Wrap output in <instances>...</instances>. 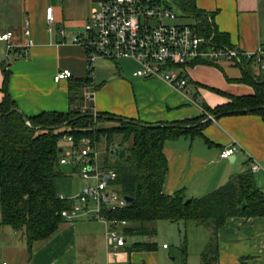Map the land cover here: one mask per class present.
<instances>
[{
	"label": "crops",
	"instance_id": "1",
	"mask_svg": "<svg viewBox=\"0 0 264 264\" xmlns=\"http://www.w3.org/2000/svg\"><path fill=\"white\" fill-rule=\"evenodd\" d=\"M98 1L0 0V36L11 33L9 42L0 40V63L7 64V92L24 116L66 114L71 108L78 109V100L70 99L69 88L87 77V63L85 51L72 39L82 32ZM168 4L179 17L184 16L171 2ZM195 5L213 14V27L227 36V47L249 54L264 49V0H195ZM49 7L54 20L48 25L45 14ZM184 17L193 24L190 17ZM130 62V69L115 63L106 66V71L102 70L105 60L94 62L91 104L95 113L153 126L197 119L205 122L199 134L165 141L163 155L168 170L163 194L182 190L187 200L201 198L250 170L251 164L259 166L253 178L257 188L264 191L262 118L256 114L215 117L206 111L227 104L230 96L253 94L250 85L239 81V67L228 61L195 63L188 68L186 88L176 90L157 78L134 77L137 65ZM63 69L72 77L54 82L55 74ZM259 71L254 67L256 74ZM2 82L0 70V103L4 97ZM114 126V122H103L98 127ZM228 146L235 147L236 152L228 159L220 158ZM62 169L64 178L77 175L69 167ZM82 181L79 191L70 196L57 185L59 195L72 199L89 184ZM106 230V223L81 213L73 221H63L48 239L34 243L29 250L20 232L0 222V264H156L153 252L128 251L137 238H129L128 243L126 237L119 257L112 258L106 246ZM216 244L217 264H264V216L228 218L217 232ZM183 264H187L186 257Z\"/></svg>",
	"mask_w": 264,
	"mask_h": 264
},
{
	"label": "trees",
	"instance_id": "2",
	"mask_svg": "<svg viewBox=\"0 0 264 264\" xmlns=\"http://www.w3.org/2000/svg\"><path fill=\"white\" fill-rule=\"evenodd\" d=\"M184 16L190 17L198 34L210 36L219 45L230 46L227 36L217 32L211 19L213 14L198 9L195 0H170ZM241 71L239 81L253 88L248 96H230V103L214 109L207 108L210 115L256 114L264 121V74L254 72L253 60L242 58L235 63ZM7 64L0 63L3 76L0 103V215L1 224L20 232L27 248L48 239L64 221L62 210L71 207V200L59 198L58 180L65 176L59 165L60 144L63 136H71L75 142L89 138L96 145L103 143L105 149L120 137L122 158L105 160V165L116 172L119 193L132 199L121 211L109 214L110 218L125 220L123 233L137 238L128 251L154 252V242L139 241L155 235L151 224L157 221L194 223L210 230V242L201 254V264H217V232L228 218L264 216V191L257 188L253 173L245 170L232 177L225 185L207 195L190 199L182 190L172 195L162 192L167 162L163 155L165 141L186 134H199L205 124L200 119L180 124L153 126L139 121L127 120L104 113H95L92 104L81 112L82 88L88 78L78 80L69 88L70 99L78 100V109L71 108L66 114L46 113L26 117L11 112L16 109L7 92L9 72ZM29 123V126L26 125ZM103 122H115L110 128L97 126ZM119 150V151H120ZM211 249V250H210ZM185 258L186 249L183 246Z\"/></svg>",
	"mask_w": 264,
	"mask_h": 264
},
{
	"label": "built area",
	"instance_id": "3",
	"mask_svg": "<svg viewBox=\"0 0 264 264\" xmlns=\"http://www.w3.org/2000/svg\"><path fill=\"white\" fill-rule=\"evenodd\" d=\"M45 18L48 25L53 22L52 8L46 9ZM178 18L173 8L161 0H99L83 25L82 32L72 39L73 44L86 53L89 82L82 91L84 104L80 107L81 112L86 110V103L92 100L93 66L98 59L130 60L137 65L132 73L134 77L157 78L176 90L186 88L188 68L198 62L228 61L234 65L245 58L253 60L259 70L264 71V49L249 54L219 45L213 40V34L200 35L192 24L176 22ZM26 34L29 32L26 31ZM10 38V32L0 36V40L5 42H9ZM28 43L31 45L32 41ZM10 47L8 44L7 48ZM71 77V72L63 69L55 74L53 80L59 82ZM90 88L92 91L86 92ZM60 148L59 165L71 168L80 179L89 182L70 199L71 207L60 212L62 219L73 221L84 213L106 223L108 252L112 258H118L120 250L126 246L123 233L126 221L110 218L109 214L125 209L128 203L115 184V170L105 165V160L116 159L119 147L112 144L108 149L100 150L89 138L75 144L73 138L66 135L61 139ZM235 152V147L228 146L219 156L228 159ZM258 170V164H251L252 173ZM59 198L66 199L62 195ZM162 248L166 249L167 245H162Z\"/></svg>",
	"mask_w": 264,
	"mask_h": 264
},
{
	"label": "rangeland",
	"instance_id": "4",
	"mask_svg": "<svg viewBox=\"0 0 264 264\" xmlns=\"http://www.w3.org/2000/svg\"><path fill=\"white\" fill-rule=\"evenodd\" d=\"M165 3H170V0H161ZM176 22L179 23H191V20L180 16ZM153 24L152 21H150ZM5 53V52H4ZM5 56V54H4ZM99 60V59H98ZM103 60L104 59H100ZM105 67L102 68L103 71H106V66L118 64L124 70L130 69L133 67V64L130 61H112L105 60ZM96 64V63H95ZM86 89L87 86L82 88ZM92 89H87L86 92H91ZM230 103L231 99H228ZM90 102V101H89ZM89 102L86 104L88 105ZM208 112V111H207ZM209 113V112H208ZM210 114V113H209ZM115 123V122H114ZM101 123L97 124L99 126ZM116 126L118 125L115 123ZM120 137L116 136L114 138L113 144L119 147ZM103 146H98L100 150L105 149ZM120 149V148H119ZM111 159V158H110ZM113 159V158H112ZM67 172V169H65ZM83 181L77 177V175H70L68 178H61L58 180V189L65 195H74L76 194L82 186ZM151 226L155 230V235L140 238L143 241L154 242L157 245V250L154 253V263L156 264H183V246L186 249L185 257L187 259V264H197L201 261L200 255L206 249L208 243L210 242V230L205 226H196L194 223L188 222H167V221H157ZM130 239H127V242L130 243ZM167 245L168 249L164 250L161 248L162 245ZM208 249V247H207ZM211 250V249H210Z\"/></svg>",
	"mask_w": 264,
	"mask_h": 264
},
{
	"label": "water",
	"instance_id": "5",
	"mask_svg": "<svg viewBox=\"0 0 264 264\" xmlns=\"http://www.w3.org/2000/svg\"><path fill=\"white\" fill-rule=\"evenodd\" d=\"M11 112H17V113H20L17 109H11V110L9 111V113H11ZM26 125L29 126V123L26 122ZM124 154H125L124 150H120V151H119V154H118V157H119V158H122V157L124 156ZM124 199H125V201H126L127 203H131V202H132V199L129 198V197H124ZM189 202H190L189 199L186 200V203H189Z\"/></svg>",
	"mask_w": 264,
	"mask_h": 264
}]
</instances>
